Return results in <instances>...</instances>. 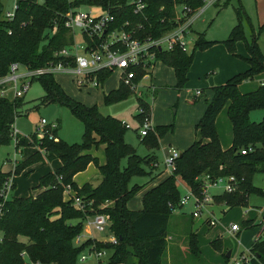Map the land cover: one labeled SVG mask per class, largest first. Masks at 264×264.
<instances>
[{
	"label": "trees",
	"instance_id": "obj_1",
	"mask_svg": "<svg viewBox=\"0 0 264 264\" xmlns=\"http://www.w3.org/2000/svg\"><path fill=\"white\" fill-rule=\"evenodd\" d=\"M138 1L144 7L135 12V3ZM216 1L219 0L213 2ZM3 2L0 0V78L8 73L11 64L37 69L50 62L63 60L55 53L72 42V35L65 26L66 14L72 8L100 5L114 17L107 31L124 29L139 39H156L200 10L206 0H15L16 9L12 20L3 17ZM228 2L226 0L223 6ZM54 26L56 29L52 32ZM242 39L243 29L241 23L237 22L223 44L230 53L238 56L236 43ZM210 44L212 41L199 36L190 52L182 50L175 43L169 50L155 48V57L173 68L176 88L179 89L187 79L195 50ZM248 49L250 57L245 58L248 69L235 74L224 84L211 88L212 98L195 125L200 138L180 152L181 156L176 159V167L171 174L145 192L141 210L127 208V202L140 188L138 185L129 186V181L133 176L148 174L145 167L154 160V156H139L135 148L125 141L128 127L121 119L102 114L96 105L86 106L71 98L52 73L34 78L44 91L41 103L54 102L66 106L81 121L82 141L69 144L57 139L58 124L50 131L52 139L46 134L40 138H37V133L27 137L17 135L16 150L22 146L38 147L20 165L16 164L13 171L3 172L0 169V264H23V251L31 260L42 264H76L79 253L87 246L96 252L110 249L108 264H162L171 212L178 208L181 197L176 186L177 178H181L198 194L205 176L216 178L234 175L239 181L236 190L216 195L214 200L225 201L232 207L247 205L248 195L254 190V175L264 174V116L259 122L252 121L249 116L253 109L264 108V85L244 93L238 88L241 83L252 81L264 72V55L255 44ZM111 72V69L99 71L97 80L102 83ZM142 73V70L136 69L135 83L140 81ZM130 96H134L138 106L143 109V113L134 115L140 126L143 117L150 115V106L141 94L123 81L120 80L117 89L103 95V102L112 105ZM21 104V98L0 97V146L9 144L13 139L12 126ZM225 106L232 128V142L227 149L221 147L215 126L216 117ZM171 127L155 126L146 135L139 136L140 141L149 148H158L159 140ZM99 146H103L104 153V163L101 165L91 153L92 149ZM249 148L251 151L241 153L242 149ZM123 158H126V166L121 168ZM54 159H59L61 165L39 178L38 186L42 190L38 194L3 199V185L13 173L37 161L49 162ZM90 164L98 169L99 183L93 186L85 182L78 187L74 176ZM66 187L91 201V205L84 212L76 209L71 199H64ZM260 193L264 196L261 189ZM97 213L109 216V227L116 242L90 237L79 245L74 243L83 230L86 216ZM54 215L58 217L50 220ZM261 216L264 219V209ZM72 219L78 221L71 223ZM243 223L245 226L253 224L250 221ZM187 232L190 248L198 252L196 234L190 230ZM20 236L27 241H21ZM220 243L218 238L211 245L220 250ZM98 261L102 264L99 257ZM243 264H264V236L253 240L248 250V260Z\"/></svg>",
	"mask_w": 264,
	"mask_h": 264
},
{
	"label": "rangeland",
	"instance_id": "obj_2",
	"mask_svg": "<svg viewBox=\"0 0 264 264\" xmlns=\"http://www.w3.org/2000/svg\"><path fill=\"white\" fill-rule=\"evenodd\" d=\"M224 2L226 0L216 2L207 0L200 10L188 18V20H192L184 37L188 52L191 51L195 39H198L199 36L207 41H212V44L195 50L192 64L186 75L187 79L181 88H176L177 80L173 68L165 65L160 60H156L152 69V84H150L149 79L140 82L138 90H141V96L150 106L152 125L154 127L172 125L171 129L159 140L158 148H149L138 137L139 128L134 117L138 102H136L134 96L112 105L104 104L103 95L117 89L120 84L118 71L111 72L97 87L90 83H87L85 87H79L74 80V75L70 72L65 70L53 72L54 79L66 94L74 100L86 106L96 105L104 115L124 118L129 125L125 134V141L135 148L139 156H154V160L150 161L145 167L148 174L133 176L129 181V186H140L127 202V208L129 209L141 210L143 207L142 198L145 192L168 175H166L164 165L168 149L172 147L178 152H183L195 140L200 138L199 132L195 130V125L204 114L206 106L212 98L211 88L224 84L235 74L248 69L245 58L250 57L248 49L250 45L255 44L258 51L264 55V0H229L225 7L223 6ZM3 3L4 11H14V0H4ZM239 9L240 12H238ZM79 10L85 12L90 10L93 15L102 13L101 8L95 5L90 7L81 6ZM178 10H180V7ZM237 22L241 23L244 39L236 43L238 56H234L226 49L223 41L228 38L231 28ZM79 36L77 35L78 39ZM23 71V66H20L17 72ZM260 74H264V72ZM256 80L254 78L252 81L241 83L239 90L241 92L251 91V88H247L255 85ZM22 81H29L30 86L20 97L22 104L17 109L19 114L15 117L12 126L18 131V134L27 137L37 133V138H39L42 130L40 119H44L47 126L45 128L47 129L54 122L59 125L56 132L57 139H62L69 144L80 143L83 133L81 121L66 106L54 102L41 103L40 98L43 96L44 91L39 81L30 77ZM245 83H249V87L244 86ZM150 85L154 86L153 91ZM196 90L202 91V95L197 99L195 98ZM136 92L138 93V91ZM249 116L252 121H261L264 116V108L253 109ZM229 125L225 106L221 109L217 118V129L222 137V144L227 143L229 140ZM32 147L37 150L38 146L34 145ZM28 148L29 146H22L19 151L16 150L13 139L9 144L0 146V169L7 172L14 169L13 164L14 166L16 164L20 165V162L27 157ZM91 152L97 157L98 164L104 163L103 146L92 149ZM125 166L126 158H123L120 167L124 168ZM51 168L49 162L37 161L19 172L13 173L14 186L9 192L10 196L26 197L38 194L42 190L38 186L39 178L50 172ZM96 173V166L90 164L77 180L83 183L91 179L94 184L99 179V174ZM87 176L88 178H86ZM252 184L254 190L248 195L247 205L232 207V204L228 205L225 201L218 200L216 202V208L218 210L222 208V212L215 211L213 214L218 219L214 226H202V222L206 217L205 214L200 218L191 216L193 209L191 202L172 210L167 234L169 244L163 254L162 264L246 263L248 250L262 226L259 222L262 219L261 211L264 209V196L260 193V189L264 186V174L256 173L252 179ZM176 186L181 197L188 191L189 187L181 178L176 179ZM212 191L216 193L218 190L212 189ZM64 199H68L65 193ZM57 217V215L51 216L50 220H55ZM175 218L182 220L181 223L176 224ZM77 221L76 219L70 220L71 223ZM243 221H250L253 224L245 226ZM91 223V218L85 224L83 221V230L78 236L83 237V234L86 233V235L96 240L106 242L113 237L109 223L105 226L104 231L96 230ZM231 223L239 225L237 232H228ZM185 227H191V232L193 230L196 232L195 237L200 252L196 250L194 252L190 248L188 229L185 231ZM261 233V236H264V230ZM0 235H2L1 232ZM218 238L221 242L219 244L221 245L220 250L211 245V242ZM19 239L23 242L27 241L25 237L20 236ZM90 249L92 248L87 246L79 253L78 257L85 254L86 259L81 261L77 258L76 264H100L96 254L89 251ZM228 250H231L232 254L229 258H226L225 255ZM99 252L102 253L99 256L101 263L108 264L111 250L100 249Z\"/></svg>",
	"mask_w": 264,
	"mask_h": 264
},
{
	"label": "built area",
	"instance_id": "obj_3",
	"mask_svg": "<svg viewBox=\"0 0 264 264\" xmlns=\"http://www.w3.org/2000/svg\"><path fill=\"white\" fill-rule=\"evenodd\" d=\"M209 1L213 2V0ZM95 6L100 7L102 13L93 15L90 10L86 12L80 11L79 8L81 6H79L70 9L66 14L65 26L72 35V42L55 53V56L63 57L64 61L59 60L58 62H50L47 66L37 69L23 67V72H17L21 65L11 64L8 73L0 78V97H8L10 99L20 98L30 86V82L22 81L23 79L28 77L34 79L44 73L53 74V72L61 70L73 74L74 80L79 87H85L87 83L97 87L100 85V82L97 80V73L103 69L118 71L120 80L129 85L131 89L138 91L140 95L141 90H138L140 82L144 79H150L153 66L156 63L155 48L169 50L175 43H178L182 50L188 51L184 37L192 23V20H188L189 17L160 38L152 39L147 37L145 39H139L134 36L131 31H126L124 29L107 31L109 24L114 21V17L108 10L102 8L100 5ZM143 7L144 4L138 1L135 3L134 11L137 12ZM15 9L16 2L14 4V11H4L3 8V17L7 20H12ZM55 29L56 27L54 26L52 32H54ZM77 35H80L79 39ZM136 69L143 71L138 83L133 81L136 75ZM150 87L153 91V85H150ZM199 93V90L196 91V95ZM136 113H143V109L138 106ZM122 122L126 127H129L126 122ZM40 124L42 127L40 137L46 134L52 139L53 136L50 131L57 126V123L54 122L50 124L48 126L49 129L45 128L47 126L44 119H40ZM153 128L154 126L150 121V115H145L139 126V136L142 137L146 135L150 130H153ZM11 134L15 146L18 131L12 127ZM246 151H251V149H242L241 153L245 154ZM179 156L180 152L176 149H169L168 155L164 161L165 168L169 174L175 170V162ZM238 182V179L234 175L216 178L205 176L201 181L199 193H195L188 187V191L180 197L178 208L191 202L193 207L191 216L193 218H200L205 214L206 217L202 225L214 226L218 219L213 216L209 210V206L214 204V197L216 195L234 192L238 186ZM11 186L12 181L8 178L1 191L4 200L10 196L9 192L12 189ZM212 189H217L218 191L215 193ZM261 190L264 192V186ZM64 193L67 195L68 199H71L72 205L82 212L92 203L76 195L69 187L65 188ZM1 205L2 204H0V215ZM89 218L92 219L91 225L98 231H104L105 226L109 223V216L107 214L97 213L94 215H87L84 224ZM238 230L239 225L231 223L228 232H237ZM1 240L2 236L0 235V241ZM82 242L81 236H77L74 240V243L77 245ZM108 242L115 243V237L113 236ZM89 251L95 253L97 258L102 255V253L96 252L93 249ZM21 257L23 258V264H42L39 261L31 260L24 251L21 253ZM78 259L81 261L85 260V254H81Z\"/></svg>",
	"mask_w": 264,
	"mask_h": 264
},
{
	"label": "crops",
	"instance_id": "obj_4",
	"mask_svg": "<svg viewBox=\"0 0 264 264\" xmlns=\"http://www.w3.org/2000/svg\"><path fill=\"white\" fill-rule=\"evenodd\" d=\"M153 68H154V66H153ZM264 74H258L257 76H255V78L257 79L256 81H257V83L255 84V85H253V86H250L249 87V83L248 84H246L245 83V85L244 84H242V85H244V86H247V87H249V88H247V89H252V90H254V89H256L259 85H264V76H263ZM150 84H152V74H151V77H150ZM102 84V83H101ZM154 87V86H153ZM238 88H239V86H238ZM196 91H198V90H196ZM200 91V93L198 94V95H196V92H195V98L197 99V98H199L201 95H202V91L201 90H199ZM246 91V90H245ZM246 92H248V91H246ZM244 93V92H243ZM136 114V113H135ZM219 115V114H218ZM218 115H217V117H216V120H215V126H216V130H217V134H218V137H219V141H220V145H221V147L223 148V149H227V148H229L230 146H231V142H232V128H231V123H230V121H229V123H230V125H229V127H230V136H229V140L227 141V143H225V144H222V137L220 136V132H218V129H217V118H218ZM117 118H119V119H121L122 121H124V122H126L125 120H124V118H120V117H118L117 116ZM228 118V117H227ZM229 120V119H228ZM127 123V122H126ZM138 123V122H137ZM128 124V123H127ZM138 126H139V124H138ZM138 137H139V134H138ZM140 139V138H139ZM24 148H26V147H24ZM29 150L27 151V157H29L30 155H31V153H32V151H34L35 149H34V147H29L28 148ZM169 149H172V147L171 148H169ZM169 149H168V151H169ZM19 151V150H18ZM20 151H23V150H20ZM92 153V152H91ZM92 155H94L93 153H92ZM26 157V158H27ZM157 162V161H156ZM49 164L51 165V171L52 170H54V169H56V168H58L60 165H61V162H60V160L59 159H54V160H52V161H49ZM157 164V163H156ZM99 165H101V164H99ZM158 166V165H157ZM13 168H14V164H13ZM13 170V169H12ZM12 170H9V171H12ZM85 171V170H84ZM84 171H82V172H80V173H78V174H76L75 176H74V181H75V183L77 184V186L78 187H81L85 182H89V183H91L93 186H95V185H97L98 183H99V179H98V181L97 182H95L94 184L91 182V179L89 180V181H85V182H83V183H80V182H78V177L84 172ZM8 172V171H7ZM165 172H166V175L168 174L169 175V173H168V171L167 170H165ZM97 173H98V169H97ZM96 173V174H97ZM167 175V176H168ZM166 176V177H167ZM165 177V178H166ZM86 178H88V176L86 177ZM9 179L12 181V184H13V175L12 176H10L9 177ZM159 182H161V180L159 181ZM158 184V183H157ZM156 184V185H157ZM154 187V186H153ZM13 189V188H12ZM11 189V190H12ZM42 189V188H41ZM220 193V192H219ZM12 196V195H11ZM217 205V203L216 202H214V204H212V205H210L209 206V210L211 211V213L212 214H214L215 213V211H218V212H222V208L221 209H217L216 206ZM175 220H176V224H178V223H181V221L182 220H180V219H176L175 218ZM262 226H261V229H260V231H258V233H257V235H256V237H259V236H261L262 235V231L264 230V219H261L260 220V222H259ZM203 226V225H202ZM169 228V227H168ZM188 229V231L190 230L191 231V227H185V231ZM169 230V229H168ZM193 230V229H192ZM193 232L196 234V232L193 230ZM88 237H90V236H88V235H86V233H84L83 234V237H81V239L82 240H85L86 238H88ZM255 237V238H256ZM92 238V237H91ZM169 244V242H168V240H167V245ZM198 251L200 252V250H199V248H198ZM231 254H232V252H231Z\"/></svg>",
	"mask_w": 264,
	"mask_h": 264
},
{
	"label": "water",
	"instance_id": "obj_5",
	"mask_svg": "<svg viewBox=\"0 0 264 264\" xmlns=\"http://www.w3.org/2000/svg\"><path fill=\"white\" fill-rule=\"evenodd\" d=\"M180 156H181V154H180ZM227 258H229L230 256H231V250H228V252L226 253V255H225Z\"/></svg>",
	"mask_w": 264,
	"mask_h": 264
}]
</instances>
